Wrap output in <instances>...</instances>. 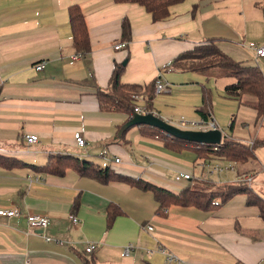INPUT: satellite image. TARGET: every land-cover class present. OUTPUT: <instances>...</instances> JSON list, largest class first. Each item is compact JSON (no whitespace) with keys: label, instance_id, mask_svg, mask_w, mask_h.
I'll return each instance as SVG.
<instances>
[{"label":"crops","instance_id":"obj_1","mask_svg":"<svg viewBox=\"0 0 264 264\" xmlns=\"http://www.w3.org/2000/svg\"><path fill=\"white\" fill-rule=\"evenodd\" d=\"M71 5L81 8L91 45L77 60L72 59L77 52L69 26ZM123 20L130 39L115 50L123 41ZM207 39L216 40L234 60L259 67L264 76V57L246 47L248 42L264 46V0H184L156 22L143 7L113 0H0V155L37 166L52 154L71 155L175 194L193 183L206 187L199 191L222 186L210 180L213 175L200 167L203 160L194 152L169 151L142 136L136 125L123 131L131 117L101 110L94 92L107 89L114 64L120 65L122 83L145 85L158 78L166 83L154 94L151 111L196 123L206 87L212 93L206 121L238 141L243 134L233 137L235 120L241 110H249L253 121L241 114V131L249 134L252 122V142L264 139V116L256 121L250 96L237 100L225 94L227 81L217 86L215 76L169 66L179 53ZM41 61L43 70L35 71ZM76 132L83 146L75 143ZM25 135L37 141L27 143ZM247 166L252 167L250 161ZM180 172L191 178L176 182ZM245 172L264 199L263 179L258 183L252 168ZM216 201L211 210L172 205L157 212L150 191L122 182L103 183L71 169L56 176L29 167L0 168V207L21 211L0 217V264H163L167 254L174 257L168 264H264V224L257 208L246 200L236 204L235 197ZM109 206L122 212L110 226ZM30 214L47 216L48 227L42 232L29 228L25 217ZM90 244L94 248L87 253Z\"/></svg>","mask_w":264,"mask_h":264},{"label":"trees","instance_id":"obj_2","mask_svg":"<svg viewBox=\"0 0 264 264\" xmlns=\"http://www.w3.org/2000/svg\"><path fill=\"white\" fill-rule=\"evenodd\" d=\"M115 3H134L144 8L150 14L152 21H161L169 16V8L184 0H113ZM69 26L71 30L72 46L82 56L90 52L91 45L88 30L85 24L82 10L77 5L68 7ZM122 40L129 41L130 27L126 20L121 23ZM170 67L181 71H191L209 77L233 78V82L224 87L227 96L240 100L242 96H250L254 99L256 121L264 116V76L257 66L244 65L225 54L216 44V40L207 39L195 45L192 49L179 53L170 63ZM123 67L114 64L109 78L107 89L95 88V95L101 110L117 111L133 114L132 96L144 94L146 98L145 108L151 111V102L154 97L155 80L145 85L128 84L120 81ZM85 83V82H84ZM212 111V93L203 87L201 90V105L197 108V114L204 120H208ZM140 134L147 138H154L162 143V146L172 152L184 150L195 153L196 158L206 161L211 155L233 163H246L254 159L255 145H264V139L254 140L251 144L242 143L229 137H224L217 149L207 144H197L172 137L161 130L147 125H137ZM15 167H29L36 172L61 176L67 169L77 172L79 176L97 179L103 183L117 181L135 187L142 191H150L158 203L157 212L174 206H191L198 209L211 210L216 205L212 204L216 199L225 202L236 195H244L246 205L254 206L258 210L259 217L264 221V199L260 197L249 185L243 182H230L222 186L211 188L209 191H199L190 185L182 188L177 194L158 187L140 177H132L115 173L108 168H99L90 161L71 155L52 154L45 164L37 166L28 164L15 157L0 155V168L12 169ZM122 212L117 206H109L107 209V224L110 226L114 218Z\"/></svg>","mask_w":264,"mask_h":264},{"label":"built area","instance_id":"obj_3","mask_svg":"<svg viewBox=\"0 0 264 264\" xmlns=\"http://www.w3.org/2000/svg\"><path fill=\"white\" fill-rule=\"evenodd\" d=\"M126 46H127V41H121L115 44L113 48L117 50V49L125 48ZM246 47L253 50L256 57H264V46H260L256 44L255 42H248L246 44ZM81 56H82L81 54L76 53L75 55L72 56V59L77 60L81 58ZM43 68H44V62L42 61L34 65L35 71H41L43 70ZM165 89H166V83H164L160 78L156 79L155 84H154V94H158ZM132 102H133V113H138V114L151 113L153 115L158 116L155 112L149 111L145 108L146 98L143 94L133 95ZM162 119L166 121L167 123L174 125L181 129L191 127V126L197 127L198 130H202V131L216 128V125L214 124V122L204 121L202 118H200L196 123H192V122L188 123L184 118H180V117L174 120H170L167 118H162ZM73 138L77 145L83 146L85 144V140L81 137L80 133L78 132L74 133ZM24 139L26 140L27 143H35L37 141V136L25 135ZM213 149H217V146H214ZM221 163H224V165H222ZM235 165H236L235 163L228 162V161H223V162L202 161V163L200 164V167L202 169H205L208 172V174L212 175V174H219L224 171H232L235 173L236 172ZM190 178H191V175L189 173L180 172L174 177V180L176 182H179V181H187ZM234 182L250 183L251 173L249 172L238 173L235 176ZM212 204L217 205L218 202L214 201ZM20 215H21V211L17 207H0V217L2 218H10V217H15V216H20ZM25 219H26L28 227L31 229L43 231L44 229L48 227V224H49V220L47 216L45 215L30 214V215H27ZM70 219L73 223H76L78 221V219L74 216H71ZM147 230L149 231L152 230V227L148 226ZM45 240L48 241L50 240V238L46 237ZM93 248H94V245L90 244L85 248V252L87 253L91 252ZM129 250L130 248L126 247L124 249V254L127 255ZM162 252H164L163 249H162ZM173 258L174 257L172 255L167 254L165 258V262L163 264H168L170 261H172Z\"/></svg>","mask_w":264,"mask_h":264},{"label":"rangeland","instance_id":"obj_4","mask_svg":"<svg viewBox=\"0 0 264 264\" xmlns=\"http://www.w3.org/2000/svg\"><path fill=\"white\" fill-rule=\"evenodd\" d=\"M261 63H264V62H261ZM216 80H217V86L222 85L224 83V81H227L226 83H230V82L234 81L233 78H224V77H219V76H217ZM250 98H252V97H250ZM252 100H254V99L252 98ZM241 114H243L242 116H244L247 119V121H251L253 119V112H251L249 110H245V109L241 110L240 111V116H238L237 120H235V124H234V128H233V131H232V135H233V137H237L238 136L237 133L241 132L243 134V136H242L241 140H238V141H241L242 143H252L253 134H254V132L252 131V122L250 123L249 134L245 130L241 131V125H240V121L242 119ZM255 118H256V114H255ZM194 129L198 130L197 128H194ZM254 155H255L254 159L250 160L251 166H252L251 168H252L253 171L257 172V174H256L258 176L257 182L259 183L260 180L263 179L262 182L264 183V145H258V146L255 145V147H254ZM209 160L211 162H214V161L219 162V160H221L220 162L225 161L222 158H218V157H216L214 155H211L207 159V161H209ZM248 162H246V163H235L236 164L235 165L236 170L241 168V171L237 170L238 172L237 171L236 172L240 173V172H245V171L251 169L250 167L247 166ZM221 164L224 165V163H221ZM212 175L213 176L210 177V180H212L213 182H215L217 184H226V183L234 182V179H235V173L232 172V171H224V172H221L219 174H212ZM243 183H246V182H243ZM208 185H212V183L210 182V183H208ZM248 185L250 186V183H248ZM193 188L196 189V190H204V189H206V187H204V185L196 184V183H193ZM234 197H235V201L234 202H236V204H237L238 200H245V197L243 195H241V194L236 195ZM260 222L262 224H264L263 221L260 220Z\"/></svg>","mask_w":264,"mask_h":264},{"label":"water","instance_id":"obj_5","mask_svg":"<svg viewBox=\"0 0 264 264\" xmlns=\"http://www.w3.org/2000/svg\"><path fill=\"white\" fill-rule=\"evenodd\" d=\"M125 62H123L124 64ZM134 125H147L157 128L162 132L185 141H190L197 144H207L212 146H218L225 136L217 127L214 129L202 131L192 129H181L174 125H171L164 121L160 116L153 115L151 113L138 114L133 113L131 118L124 124L122 130L125 131ZM38 232H42L38 230Z\"/></svg>","mask_w":264,"mask_h":264}]
</instances>
